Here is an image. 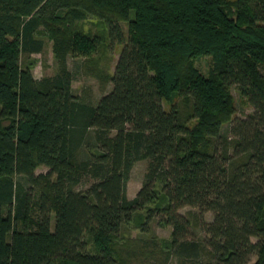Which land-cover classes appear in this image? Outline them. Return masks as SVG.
Wrapping results in <instances>:
<instances>
[{
    "label": "trees",
    "instance_id": "1",
    "mask_svg": "<svg viewBox=\"0 0 264 264\" xmlns=\"http://www.w3.org/2000/svg\"><path fill=\"white\" fill-rule=\"evenodd\" d=\"M89 15L106 23L110 49L123 46L96 104L74 93L69 67L99 46L77 26ZM43 33L59 68L36 78ZM233 84L254 107L247 118L234 117ZM154 218L170 241L124 233H147ZM139 257L264 264V0H0V264Z\"/></svg>",
    "mask_w": 264,
    "mask_h": 264
},
{
    "label": "rangeland",
    "instance_id": "2",
    "mask_svg": "<svg viewBox=\"0 0 264 264\" xmlns=\"http://www.w3.org/2000/svg\"><path fill=\"white\" fill-rule=\"evenodd\" d=\"M82 31L91 35L92 37L100 36L99 46L92 53L90 57L85 55H70L69 67L73 72V90L82 100H86L91 103H98L99 99L112 90L113 84L105 75L112 74L115 70L116 62L122 51L123 46L116 44L113 48L107 46V25L101 18L95 15H89L86 19L79 21L78 25ZM122 26L126 34L128 33L127 22H122ZM46 39V47L42 53H35L32 55L33 73L36 78H41L47 75H54L58 72V61L53 50V41L49 35L43 33ZM213 64V58L211 55H203L196 59V65L204 72L208 73L211 65ZM231 91L235 99L236 113L234 117L247 118L254 112V107L243 96L240 86L233 84ZM228 123L224 126V130L228 131L230 128ZM148 160H138L134 163L131 170L130 178L127 183V194L129 198L136 196L139 189L142 187L145 180V174L147 172ZM48 169L45 166H41L37 169V173L46 172ZM95 181L92 177H85L76 186L79 190H86ZM190 211H198L197 208L186 206L181 209V212L189 215ZM206 220L211 221L213 219V213L208 212L205 214ZM150 230L147 233L135 226V224L128 225L124 228L126 236L138 237H153L156 236L163 241H170L172 234V227L164 225L154 218L150 222ZM198 237H202L203 233L200 229H194ZM255 240V239H254ZM257 259V255L252 256V262ZM59 264V263H58ZM133 264H161L160 260H155L149 257H139ZM165 264H179L176 257H172Z\"/></svg>",
    "mask_w": 264,
    "mask_h": 264
}]
</instances>
